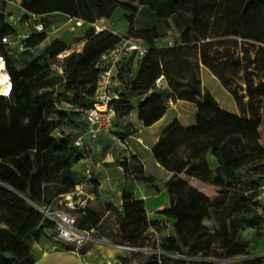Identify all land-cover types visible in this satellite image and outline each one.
Here are the masks:
<instances>
[{
	"label": "trees",
	"instance_id": "obj_1",
	"mask_svg": "<svg viewBox=\"0 0 264 264\" xmlns=\"http://www.w3.org/2000/svg\"><path fill=\"white\" fill-rule=\"evenodd\" d=\"M4 1L0 0V38L15 35V29L5 23ZM118 1L20 0V6L25 13L39 16L40 22L43 14L59 12L69 19L93 24L98 19L109 18ZM146 5L158 19H167L173 14L178 17L183 28L181 42L175 40L173 45L158 47L155 40L161 35L155 28L139 32L130 30L133 38L140 39L147 48V53L135 59V75L125 81L122 73L132 70L130 61L134 58L122 61L117 81L121 85L129 84L131 89L150 90L159 77L166 79L169 92L152 91L137 105L138 118L145 127L165 114L167 103L164 99L193 102L197 108L193 125L185 127L174 120L150 150L155 161L171 174L165 184L171 195L170 203L159 213L175 221V234L162 244L163 250L174 252L194 244V238L189 235L200 227L208 206L206 196L188 186L181 175L221 186L223 176H233L229 164L262 151L258 128L262 122L260 111L264 109V0H147ZM196 21L209 26L208 34H203L204 39L194 32ZM44 39V32L30 34L23 41L24 57L8 53L6 44L0 43V54L5 58L13 83L9 96H0V181L39 206L45 205L42 204L44 186L53 179L61 181L58 194L70 191L80 182L71 166L81 158L80 146L68 136L54 138L51 134L68 114L60 111L56 122L48 118L54 109L53 87L61 78L52 76L49 63H41L42 56L33 53ZM120 39L107 30L95 33L90 29L82 50L72 51L62 58L66 81L90 85L85 96L93 98L90 103L81 104L80 115L94 101L101 54ZM66 49L64 42L54 40L45 48L44 56L55 58ZM199 62L231 89L243 116L224 111L208 90L200 88ZM227 67L242 71L244 96L230 87L233 76L223 73ZM44 89L47 90L42 91ZM119 94L111 102L115 118L127 115L133 108L128 98ZM79 95L76 92V100ZM208 159L216 164L214 170L208 166ZM0 193L8 211L16 215L15 219L1 220L0 264H34L35 259L26 258L28 249L32 241L44 235L46 227L50 230V222L41 220V213L15 193L4 189ZM184 194L188 198L186 203ZM121 200L123 217L118 242L138 244L143 241L141 236L147 220L144 202L134 197L133 186L123 190ZM99 220L96 212L86 208L78 216L77 224L80 228L91 229ZM239 253L240 250H233L229 254ZM144 264H157V260L152 257ZM243 264L251 262L246 260Z\"/></svg>",
	"mask_w": 264,
	"mask_h": 264
},
{
	"label": "rangeland",
	"instance_id": "obj_2",
	"mask_svg": "<svg viewBox=\"0 0 264 264\" xmlns=\"http://www.w3.org/2000/svg\"><path fill=\"white\" fill-rule=\"evenodd\" d=\"M4 2L5 6L7 2ZM146 2L147 0H119L117 8L109 18L98 19L95 23L120 38H133L130 30L139 32L155 28L161 35L155 40L158 47L173 45L175 40L181 42L183 28L178 17L173 14L167 19H158ZM9 10L12 11H7V15L14 14L17 26L14 27L15 35L8 36L9 42L5 43L8 53L24 57L25 54H22L23 41L34 32H44L45 39L33 50V53L42 56L41 63L44 61L49 63L52 76L61 78L53 87L55 91L54 109L49 113L48 118L56 122L60 111L68 115L53 130L52 136L54 138L68 136L71 141H74L77 136L83 137V144L79 147L81 158L72 164L71 169L79 181L86 183L84 188L88 195L87 208L96 212L100 220L91 229L79 227L88 232V238L79 245L73 244L70 250L79 253L86 264H144L152 257H155L157 264H184L183 262L243 264L246 260H249L251 264H264V200L259 196L260 187L264 184V129L261 124L258 132L262 151L253 152L229 164L228 169L233 176H223L221 186L181 175L188 186L206 196L208 206L201 219L200 227L189 235L190 238H194V244L181 251H165L162 249V244L167 242L168 237L175 234V221L164 215L158 217V214L155 218L159 220L150 219L148 211L152 213L153 210L157 211L169 206L171 195L165 184L171 174L165 170L156 172L149 160L150 152L140 144L149 146L154 139L152 130L144 129L145 126L139 120L137 105L152 91L169 92L166 79H161L158 84L152 83L150 90L131 89L129 84L121 85L117 81L118 85L114 86L113 90L116 94H119L118 90H121L119 95L128 98L133 108L127 115H116L109 134H101L95 139H90L86 133L84 119L79 113L81 104H88L93 98L85 96L90 85L81 86L76 81H66L61 65L65 55L72 51L82 50L90 29H93L95 33L99 31L93 24L76 23L75 19H69L67 15L59 12L43 14L40 17L43 29L36 31L33 27L36 19L31 14L25 13L17 6L16 8L10 7ZM208 30L209 26L206 23L196 21L194 32L199 38L204 39L203 34H208ZM54 40L64 42L67 49L55 58H46L45 48ZM135 64L136 60H131L132 70L129 73H122L124 81L134 77ZM197 73L200 88L208 90L221 109L243 116L231 89L225 87L209 68L199 62ZM223 73L226 76H233L230 87L239 96H244L242 71L227 67ZM76 92L80 93L77 100L75 99ZM164 100H166L167 109L171 103L178 101H172L170 98ZM243 100L245 101L246 97ZM176 109L179 119L175 120L183 126L188 127L195 123L197 112L195 103L180 100ZM245 111L247 112L248 109ZM260 116L263 121L264 109L260 111ZM132 148L135 149L134 153ZM207 157L210 159L209 152ZM209 159L208 166L214 170L216 164L210 163ZM212 176L214 175L212 174L211 178ZM136 181H143L149 193L146 199H142L147 219L141 236L143 241L138 244L120 243L118 240L121 236L123 217L122 192L131 186L134 188ZM61 187V181L58 179H53L51 183L44 186L45 201L42 204H58L62 197L56 191ZM2 189L15 193L37 209V204L30 202L23 194L14 191L0 181V190ZM160 189H164L167 194L164 202L158 199L152 203L153 207L147 209L146 201H150ZM174 194L177 195V193ZM3 198V194L0 193V226H3L1 220L16 218V215L8 211L2 202ZM183 201L185 203L188 201L186 194L183 196ZM53 240L51 231L46 227L44 235L38 241L31 242L27 260L35 259L40 252L48 250L49 246L44 247L43 244L51 243ZM233 250H240V253L231 256L229 253ZM179 255H184L185 258Z\"/></svg>",
	"mask_w": 264,
	"mask_h": 264
},
{
	"label": "built area",
	"instance_id": "obj_3",
	"mask_svg": "<svg viewBox=\"0 0 264 264\" xmlns=\"http://www.w3.org/2000/svg\"><path fill=\"white\" fill-rule=\"evenodd\" d=\"M7 2L14 4L23 10L19 3L8 0ZM36 22L33 27L36 31L43 29L39 16L32 15ZM76 23L83 21L75 19ZM97 31L104 28L93 23ZM8 37L0 38V43H8ZM147 53V48L136 38H121L120 42L109 50L103 52L99 58L100 72L96 80V90L94 101L91 106L82 113V117L86 124V133L90 139L97 138L101 134H109L114 122L115 111L111 105L114 98L117 97L113 90L118 85L117 72L118 66L129 57L139 59ZM0 96L8 97L12 91L13 83L11 76L6 68L5 58L0 54ZM162 76L156 80V84L160 83ZM264 129V120L261 123ZM83 137L77 136L74 140L76 146L83 144ZM86 183L80 181L73 188L60 194L61 200L57 203H50L36 206L41 213V220L50 222L51 234L53 241L50 243V250L66 251L65 247H71L73 244H81L88 238V232L78 227V216L83 214L88 205V195L85 190ZM259 196L264 200V184L260 187ZM138 249V248H134ZM74 251V250H73ZM185 258L184 255H179Z\"/></svg>",
	"mask_w": 264,
	"mask_h": 264
},
{
	"label": "crops",
	"instance_id": "obj_4",
	"mask_svg": "<svg viewBox=\"0 0 264 264\" xmlns=\"http://www.w3.org/2000/svg\"><path fill=\"white\" fill-rule=\"evenodd\" d=\"M7 1L8 0H6V2ZM13 2L20 4V0H14ZM9 5H13V6H9ZM10 7L16 8V6L14 4L7 2V4L5 5V23L8 26L14 28L17 26V20L14 19V14L7 15V13L9 11L10 12L12 11V10H9ZM178 102H180V100H178L175 103H171V106L168 107L165 114L159 120H157L156 122H154L150 126L144 127V129H146V130H152V138L154 139L149 146H146L145 144L139 142L144 149H147V151L150 152L151 147L157 141L159 136L165 131V129L175 119H179L178 115L176 114L177 113L176 106H177ZM134 151H135V149L132 148L133 153H134ZM150 155H151V153H150ZM149 160H150L151 164L155 167L156 172L164 171V169L155 161V159L152 157V155L149 157ZM147 191H148V189L146 188V185H145V183H143V181H136V183L134 184V188H133V195L136 199H146V197L149 196V193ZM165 195L167 196L164 189H162V190L160 189L159 192L157 191L155 193V195H153V198L150 201H148V202L146 201L147 209H149L150 207H153L152 203L158 199H160V201L163 203ZM150 204H151V206H150ZM160 210H162V209H160ZM160 210H157V211L153 210L152 213H150L148 211L150 219L159 220V218H155V217H156V214L159 215L158 217L162 216V214L159 213ZM154 212H156V213H154ZM43 246L48 247V246H50V243L49 242L44 243ZM34 264H86V263H85L84 259L81 257V255L79 253L73 251V250L62 251V250H50V248H49L48 250L40 252L35 257Z\"/></svg>",
	"mask_w": 264,
	"mask_h": 264
},
{
	"label": "bare ground",
	"instance_id": "obj_5",
	"mask_svg": "<svg viewBox=\"0 0 264 264\" xmlns=\"http://www.w3.org/2000/svg\"><path fill=\"white\" fill-rule=\"evenodd\" d=\"M0 67H1V64H0Z\"/></svg>",
	"mask_w": 264,
	"mask_h": 264
}]
</instances>
